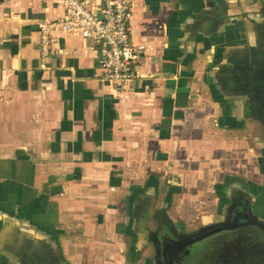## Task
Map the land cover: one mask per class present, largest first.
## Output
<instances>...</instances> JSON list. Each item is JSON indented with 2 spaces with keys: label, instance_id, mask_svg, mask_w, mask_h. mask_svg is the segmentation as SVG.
I'll return each instance as SVG.
<instances>
[{
  "label": "crops",
  "instance_id": "1",
  "mask_svg": "<svg viewBox=\"0 0 264 264\" xmlns=\"http://www.w3.org/2000/svg\"><path fill=\"white\" fill-rule=\"evenodd\" d=\"M79 1L101 15L103 0ZM224 2L134 0L130 33L148 61L144 78L122 87L105 77L103 44L78 31H53L42 56L40 26L65 17L62 0H0L4 245H63L92 225L117 238L135 199L170 197L166 180L200 177L203 164L215 167L207 172L215 178L235 171L224 167H235L248 144L241 148L224 125L236 117L218 86L223 49L234 42L229 28L219 33L224 12L231 14ZM64 224L82 234L64 232ZM120 238L105 236L101 246L112 241L122 251ZM0 264L17 263L0 254Z\"/></svg>",
  "mask_w": 264,
  "mask_h": 264
},
{
  "label": "flooded vegetation",
  "instance_id": "2",
  "mask_svg": "<svg viewBox=\"0 0 264 264\" xmlns=\"http://www.w3.org/2000/svg\"><path fill=\"white\" fill-rule=\"evenodd\" d=\"M227 1L232 15L224 12L218 26L219 33H226L229 28L234 34V42L227 43L223 49L226 52L218 70L221 99L231 98L233 105L229 101L226 104L232 106L236 115L233 124H229L227 136L246 140L254 157L261 162V171H258L263 174L264 0ZM249 185L246 188L232 181L225 195L226 205L215 212L221 214L220 218L194 228H182L175 222L170 213L174 207H169L161 195L135 199L133 209L126 212V225L136 238L143 262L264 264V201L260 195L264 191L256 193L251 189L255 187L254 182ZM222 195L220 193V197ZM166 201H169V194ZM2 241L3 238L0 254L14 263L69 264L59 254L56 243L53 245L48 239L45 242L33 240L26 248L22 245L9 247Z\"/></svg>",
  "mask_w": 264,
  "mask_h": 264
},
{
  "label": "rangeland",
  "instance_id": "3",
  "mask_svg": "<svg viewBox=\"0 0 264 264\" xmlns=\"http://www.w3.org/2000/svg\"><path fill=\"white\" fill-rule=\"evenodd\" d=\"M231 120L233 121L234 119ZM224 125L230 126L229 124ZM245 141V139L239 140L241 148L246 147ZM247 149V152L242 151L240 153V155L243 154V157L240 156V158H238L235 167L230 164H226L228 167H224L228 170L232 167L235 171L226 173L222 177H212V175L207 172L215 167L203 164L201 166L204 170L199 173L200 177H176L172 182L173 184L170 185L167 184V180L165 181L164 186L167 187V189L169 188L173 193L170 194L169 201H166L167 192L162 191L160 195L165 198L164 202H168L169 207H174L173 211L170 209V213L175 222H178L182 228H194L210 222L211 220L213 221L217 217V219H219L221 214L217 215L215 212L221 211L226 205L227 200L225 199V195L232 181L236 180L240 186L242 185L246 188L249 182H254L253 186L255 187H251V189L254 188L256 193L264 191V172L260 174L258 171H261V169H259V167H261V162L254 157L249 146ZM255 169H257V172H252ZM200 178L203 179L199 180ZM174 184L175 189L172 188ZM220 193L224 195H222L223 198L220 197ZM260 195L264 197V192ZM263 197L262 201H264ZM262 213H264V211H262ZM66 216L69 217L68 220H70L71 212L66 213ZM34 223L36 225L38 224L37 221ZM126 227L128 228L127 225ZM78 228L79 227H74L71 224H69V226L63 225L64 232L73 233L74 229L76 232L82 234V232L78 231ZM127 228L125 231H121V235H117V238H113L114 234L109 236L107 233L108 230L96 231L95 226L92 225L93 230H83L85 234H83L84 236L82 238L76 240L75 237H73L74 242L71 238L67 240L66 243L63 241V245H61L59 239L60 245H56V247L63 260H66L69 264H145V262H143L144 257H142V254L137 250L136 238L132 237L131 232ZM59 230L61 232V229ZM103 236H106L107 239L108 237L111 238L110 240H121L120 236H123L127 244L122 247V251L121 248L117 247L115 243L113 244L112 241H110L108 246L102 247L101 243H106V240H101L104 239ZM52 241L55 242V239ZM94 243H98L97 247H95ZM66 248L69 251H67ZM67 253H69V257L66 256Z\"/></svg>",
  "mask_w": 264,
  "mask_h": 264
},
{
  "label": "built area",
  "instance_id": "4",
  "mask_svg": "<svg viewBox=\"0 0 264 264\" xmlns=\"http://www.w3.org/2000/svg\"><path fill=\"white\" fill-rule=\"evenodd\" d=\"M62 1L65 17L40 26L43 57L50 53L53 31H78L85 40H96L103 44L102 68L109 81L127 87L144 78L142 69L147 65L148 50L144 44L136 43L130 33L134 0H103L100 16L79 0Z\"/></svg>",
  "mask_w": 264,
  "mask_h": 264
}]
</instances>
